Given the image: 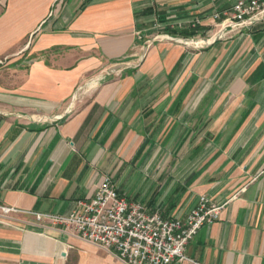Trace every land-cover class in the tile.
<instances>
[{"label":"crops","instance_id":"1","mask_svg":"<svg viewBox=\"0 0 264 264\" xmlns=\"http://www.w3.org/2000/svg\"><path fill=\"white\" fill-rule=\"evenodd\" d=\"M234 2L0 0V201L67 214L104 175L166 217L206 195L220 218L170 264H264V19L193 52L146 45L213 32L211 11ZM0 264L126 263L14 212L0 219Z\"/></svg>","mask_w":264,"mask_h":264},{"label":"built area","instance_id":"2","mask_svg":"<svg viewBox=\"0 0 264 264\" xmlns=\"http://www.w3.org/2000/svg\"><path fill=\"white\" fill-rule=\"evenodd\" d=\"M209 18L221 28L207 43L263 20L264 0H235L229 10H213ZM202 20L195 16L178 21V25L195 29ZM224 206L201 195L184 218L166 217L140 201L128 200L111 177L104 175L93 196L77 200L67 214L26 211L0 201V219L14 212L29 213L37 221L49 220L64 232L101 246L126 264H170L188 259L184 253L187 243L201 226L220 218Z\"/></svg>","mask_w":264,"mask_h":264},{"label":"rangeland","instance_id":"3","mask_svg":"<svg viewBox=\"0 0 264 264\" xmlns=\"http://www.w3.org/2000/svg\"><path fill=\"white\" fill-rule=\"evenodd\" d=\"M227 10H229V9H227ZM217 23H220V20ZM214 28H216V30H214L213 32H210V31L209 32H205L204 31V32L201 33L200 36H194L195 34H193L191 36H187V37H183V38L169 36V35H168L169 37H166L165 36L166 34H163V33L161 34V32H158L159 34H157L155 36H152V37H149V39L147 40L148 42L146 43V45H152L153 43H155L156 41H159V40H167V41L173 40V41H178L179 42V40L177 38H180V39H182V40H180V42L182 44H184V46H187L186 48L188 49V52H193L194 50H197V49L200 50L201 48L203 49L205 46H207V42L209 40L207 41L206 39H210L213 35L217 34L219 32V29L221 28V25L220 24H216V25H214ZM230 32H232V31H230ZM230 32H227L225 35H222L221 38H223V39L227 38L228 34ZM202 40H203V42H202ZM140 63H141V61H137V62H133L131 64L134 66V68H136V67H139ZM210 81H211L210 79L201 80V83L199 84V86L197 88L201 90L203 88H206V87L210 86ZM177 82H178V80H176L174 83H177ZM195 96H196V94H195V92H193V94H191L188 97L186 102L187 103L188 102H190V103L193 102L194 103L195 102V98H194Z\"/></svg>","mask_w":264,"mask_h":264},{"label":"trees","instance_id":"4","mask_svg":"<svg viewBox=\"0 0 264 264\" xmlns=\"http://www.w3.org/2000/svg\"><path fill=\"white\" fill-rule=\"evenodd\" d=\"M185 35H188V34H191V33H194L193 30L191 31H184Z\"/></svg>","mask_w":264,"mask_h":264},{"label":"water","instance_id":"5","mask_svg":"<svg viewBox=\"0 0 264 264\" xmlns=\"http://www.w3.org/2000/svg\"><path fill=\"white\" fill-rule=\"evenodd\" d=\"M120 65H121V64H120ZM112 68H117V67H116V66H112L111 69H112Z\"/></svg>","mask_w":264,"mask_h":264}]
</instances>
